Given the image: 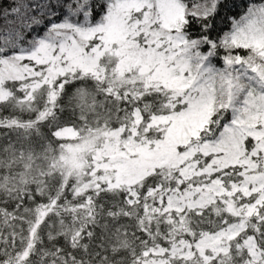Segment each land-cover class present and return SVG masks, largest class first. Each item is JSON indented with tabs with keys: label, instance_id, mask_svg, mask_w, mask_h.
<instances>
[{
	"label": "snow or ice",
	"instance_id": "1",
	"mask_svg": "<svg viewBox=\"0 0 264 264\" xmlns=\"http://www.w3.org/2000/svg\"><path fill=\"white\" fill-rule=\"evenodd\" d=\"M0 264H264V0H0Z\"/></svg>",
	"mask_w": 264,
	"mask_h": 264
}]
</instances>
